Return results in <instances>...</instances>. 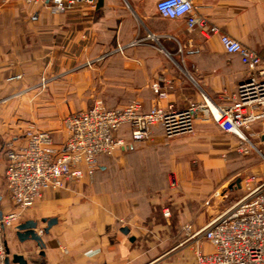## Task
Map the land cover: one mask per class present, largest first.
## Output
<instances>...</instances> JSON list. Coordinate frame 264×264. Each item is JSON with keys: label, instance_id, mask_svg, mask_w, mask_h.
Masks as SVG:
<instances>
[{"label": "crops", "instance_id": "0c3cea01", "mask_svg": "<svg viewBox=\"0 0 264 264\" xmlns=\"http://www.w3.org/2000/svg\"><path fill=\"white\" fill-rule=\"evenodd\" d=\"M87 1L77 0L58 14L40 5L24 6L20 0L1 5L0 177L4 178L6 167L4 144L22 143L26 126L49 131L60 141L61 119L92 107L65 104L66 99L81 96L82 79L91 85L100 75L112 87L120 83L125 90L116 95L111 89L109 101L126 105L137 100L147 112L155 106L200 104L202 95L228 105L237 86L249 76L238 55L224 53L218 35L205 39L196 29L188 31L185 19L159 17L158 0ZM189 1L196 16L264 60V0ZM82 65L102 67L95 73L71 72ZM42 77L57 79L45 90L31 89ZM155 88L161 89L162 97ZM228 136L232 137L211 121L197 119L190 136L167 141L157 127L150 142L101 156L100 161L124 155L110 165L112 183L126 177L134 181L133 174L157 181L155 174H159V194L139 200L135 195L129 200L107 196L104 208L95 202L83 206L59 200L57 205L65 206L53 216L56 224L46 234L41 232L46 225H37L42 249L30 240L20 242L16 229L4 231L10 264L12 255L22 257L26 264H192L197 251H210L206 243L187 236L204 227L214 213L216 197L203 212L201 203L225 177L223 158L232 148ZM195 159L196 172L191 168ZM99 169L103 172L106 167ZM171 176L178 191L166 188ZM47 201L23 211L20 224L52 219L42 212L45 206L57 205ZM0 209L5 213L13 206L8 200L3 209L1 199ZM164 210L168 217L163 216ZM185 226L191 231L187 233ZM122 228L128 235L120 232Z\"/></svg>", "mask_w": 264, "mask_h": 264}, {"label": "built area", "instance_id": "2783aa9c", "mask_svg": "<svg viewBox=\"0 0 264 264\" xmlns=\"http://www.w3.org/2000/svg\"><path fill=\"white\" fill-rule=\"evenodd\" d=\"M7 1L1 0L0 10ZM76 1L22 0L29 6L46 7L52 14L65 11ZM155 9L162 19H185L187 30L196 29L205 39L218 35L225 54L240 56L248 78L237 86L228 105L216 104L202 95L200 104L189 101L182 108L155 106L145 112L137 100L115 109H107L97 101L89 109L62 119L60 141L53 133L29 125L22 143L13 140L3 146L4 180L13 209L5 213L0 209V264H5L7 257L4 231L16 229L23 211L33 207L46 192L91 179L100 156H112L150 142L154 128H160L164 139L170 141L192 135L194 122L203 119L239 143L255 141L264 147V60L196 16L189 0H158ZM45 85L42 80L38 86ZM154 91L162 97L161 89ZM254 126L259 130H254ZM121 129L128 131V139L118 136ZM245 184L247 194L204 227L194 232L189 226L184 227L191 233L188 239L210 247L208 253L197 251L192 264H264V180L252 176ZM168 215L164 210L163 216Z\"/></svg>", "mask_w": 264, "mask_h": 264}, {"label": "rangeland", "instance_id": "374dc122", "mask_svg": "<svg viewBox=\"0 0 264 264\" xmlns=\"http://www.w3.org/2000/svg\"><path fill=\"white\" fill-rule=\"evenodd\" d=\"M20 1L22 2V0ZM23 5L31 7L29 5H26L25 3H23ZM101 67L102 65H82L81 67H78L71 72L80 70L83 72L87 71L90 73H95L94 71L96 69H100ZM94 77L95 75H92V78ZM56 79L57 78L55 77H42L39 80V83L44 80L46 82L45 87L41 88L38 86V84L36 87L31 89L38 88L41 91L43 89L45 90L47 84L54 82ZM81 85V96L66 99V101L64 100L65 104L69 103L71 106L74 105L75 108L80 107L84 109L92 106L97 101L102 102L105 108H120L125 105V103L109 101V93L112 91L111 89H115L113 90V92L117 91V94L115 93L116 95L121 93L122 90H125V87H122L120 83L118 85H115V87H112L109 82H106L104 77L99 75L98 77H95L93 79L91 85L88 84V80L86 79H82ZM136 88L139 87L136 86ZM58 122H60V120ZM27 127L28 126H26V128ZM227 139L230 140L232 148H228L226 155L224 156V158L222 157L225 160V177L219 185H216L214 187L210 195L205 197L201 203V209L203 212L207 209V203L209 201L211 204L213 196L216 197L215 199H217V203L214 208V213L209 218L210 220L221 214L233 203L247 194L248 191L245 181L249 177L253 176L256 179L262 181L264 180V172L258 173L256 171L257 168L263 167L264 169V147L256 145L255 141H251V143H239L233 137L228 136ZM254 148H256L257 151H260L261 154L258 153ZM123 156L124 155L121 154L118 156L115 155L114 157L109 159H102L101 161H99V168L100 166H105V171L101 172L98 168L97 172L91 179L82 180L80 183L68 184L64 189L50 191L48 195L46 194L42 197V199H40L38 203H36L37 206L44 200H48L52 204L56 203L55 205H57V201L59 200L63 201L70 199L71 202H65L66 205H70V203H72L73 201H77L83 206H90L93 202H95L96 205L102 206V208H104L107 196H109L110 198L111 196H115L118 197L119 200H121L122 197H125V200H129L135 195V197L137 196V199L139 200V198L141 197L149 196L150 198H152L151 196L158 195L160 191L156 188L162 185L161 181H158L159 174H155V177H157V181H154V179H149L147 181L139 179V174H133L130 178H135L134 181H130L129 177H126L125 179L119 178V181H114V183H112L110 178V173L112 172L110 165L114 161V159L122 158ZM191 168L195 172L199 171V164L196 159L191 163ZM166 188L167 190L174 189V191H178V188L176 187L172 176L170 177V179H167ZM178 194L181 193L178 192ZM0 197L2 199V208L5 209L7 207L8 195L6 191L5 180L3 177H0ZM95 199H97L98 201H95ZM36 204L30 209L31 211L32 209H35ZM49 206L44 207L45 209L42 214L46 216V218H53L54 215H58L65 204H59L57 205V207ZM161 209H163V207H161ZM37 223L40 226L42 225L40 220H37Z\"/></svg>", "mask_w": 264, "mask_h": 264}, {"label": "water", "instance_id": "95a60500", "mask_svg": "<svg viewBox=\"0 0 264 264\" xmlns=\"http://www.w3.org/2000/svg\"><path fill=\"white\" fill-rule=\"evenodd\" d=\"M56 222H57V220L54 218L43 219L41 221V223L45 224L46 227L41 232L46 234L48 232V230L53 225L56 224ZM37 225H38V223L35 221H26V222L18 225L16 227V237L20 242H24L26 240L33 241L39 249H42L44 245L41 241L40 233L38 234L36 232ZM120 232L124 235H128V230L126 228L120 229ZM6 255H7V257L5 259V264H10V260L8 258L9 251L7 249H6ZM11 263H13V264H26V261L20 256L12 255Z\"/></svg>", "mask_w": 264, "mask_h": 264}, {"label": "trees", "instance_id": "16d2710c", "mask_svg": "<svg viewBox=\"0 0 264 264\" xmlns=\"http://www.w3.org/2000/svg\"><path fill=\"white\" fill-rule=\"evenodd\" d=\"M239 56V55H238ZM240 58V56H239ZM118 136H121V137H124V138H128V131L125 130V129H121L120 132H119V135ZM101 157V156H100ZM100 157L98 158V168H99V161H100ZM108 157V156H107ZM96 172V171H95ZM94 172V173H95ZM94 175V174H93ZM93 177V176H92Z\"/></svg>", "mask_w": 264, "mask_h": 264}]
</instances>
